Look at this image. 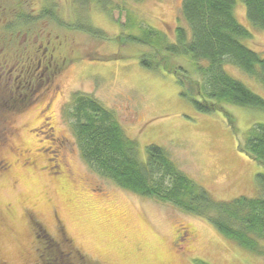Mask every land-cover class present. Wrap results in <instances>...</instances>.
Wrapping results in <instances>:
<instances>
[{
    "label": "rangeland",
    "instance_id": "1",
    "mask_svg": "<svg viewBox=\"0 0 264 264\" xmlns=\"http://www.w3.org/2000/svg\"><path fill=\"white\" fill-rule=\"evenodd\" d=\"M234 1L236 20L251 34L242 44L264 55V30L249 22L241 0ZM46 3L54 4V17L40 26L50 31L65 64L48 112H39L41 103L24 114L0 115V264H37L38 226L59 244L63 239L66 251L96 264H264V243L263 255L254 254L205 218L124 190L94 172L67 115L73 95L88 94L137 143L140 160L145 147L155 145L213 200L258 197L256 175L264 167L238 144L252 125L264 124V111L226 104L197 112L174 73L141 65L148 47L117 38L148 27L173 42L175 28L187 27L182 0H39ZM77 25L99 28L106 37L95 38ZM169 61L193 81L200 79L189 57ZM223 69L264 99L255 78L231 65ZM225 112L234 118L235 131Z\"/></svg>",
    "mask_w": 264,
    "mask_h": 264
},
{
    "label": "trees",
    "instance_id": "2",
    "mask_svg": "<svg viewBox=\"0 0 264 264\" xmlns=\"http://www.w3.org/2000/svg\"><path fill=\"white\" fill-rule=\"evenodd\" d=\"M241 1L249 22L264 30V0ZM234 4V0H182L181 16L187 27L175 28L173 42L164 32L148 27L117 38L121 43L148 47L149 51L140 57L141 65L174 73L184 89L182 96L197 112L223 110L226 104L264 111V99L223 69L224 65L234 66L264 88V55L242 44L251 34L236 20ZM75 28L95 38L106 37L101 29L89 25ZM172 56L189 57L200 79L193 81L182 68L172 67ZM67 115L72 119L81 156L94 172L124 190L203 217L224 238L263 255L260 243H264V173L256 175L258 197L215 201L177 168L163 148L146 146L145 161L140 160L137 143L125 135L114 114L92 96L75 93ZM226 115L235 131L234 118ZM242 141L239 151L264 167V124L252 125ZM38 227L37 264H96L78 251H66L63 239L59 244Z\"/></svg>",
    "mask_w": 264,
    "mask_h": 264
},
{
    "label": "flooded vegetation",
    "instance_id": "3",
    "mask_svg": "<svg viewBox=\"0 0 264 264\" xmlns=\"http://www.w3.org/2000/svg\"><path fill=\"white\" fill-rule=\"evenodd\" d=\"M47 3L0 0V115L24 114L41 103L39 112L51 109L65 63L44 28L54 17V4Z\"/></svg>",
    "mask_w": 264,
    "mask_h": 264
}]
</instances>
